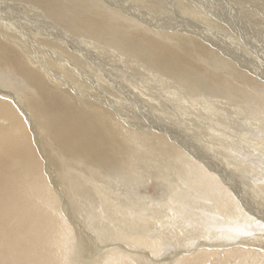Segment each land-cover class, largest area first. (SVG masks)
I'll return each mask as SVG.
<instances>
[{"label":"bare ground","instance_id":"obj_1","mask_svg":"<svg viewBox=\"0 0 264 264\" xmlns=\"http://www.w3.org/2000/svg\"><path fill=\"white\" fill-rule=\"evenodd\" d=\"M123 1L0 0V264H264V230L247 234L264 224V0ZM170 103L212 155L146 121ZM148 175L157 206L113 207L117 178Z\"/></svg>","mask_w":264,"mask_h":264},{"label":"rangeland","instance_id":"obj_2","mask_svg":"<svg viewBox=\"0 0 264 264\" xmlns=\"http://www.w3.org/2000/svg\"><path fill=\"white\" fill-rule=\"evenodd\" d=\"M116 2H115V4L116 5H118V6H121L123 9L127 6L125 3H124V1L123 0H115ZM142 12H143V17L145 16H147L148 14H150L149 12H145V10H143L142 9ZM226 13V12H225ZM249 14H251V13H249ZM4 15V17H6V15L5 14H3ZM152 15H154L155 16V21L157 22L156 24H154L155 26H159V27H170L171 26V24H170V20H169V18L166 16V15H163V16H161V15H158V14H156V13H152ZM228 15V14H227ZM228 16H230V15H228ZM231 17V16H230ZM168 20V21H167ZM9 27H11V24H9ZM14 27H17V26H14ZM21 27H35L33 24H31V25H27V24H23L22 22H21ZM261 30H263L264 29V22H262L261 23ZM160 93H162L163 95H164V92L163 91H159ZM170 95V94H169ZM171 97V96H170ZM158 101V100H157ZM160 109H162L161 111H159ZM181 109V106L179 107L178 105H176V106H174V104L173 103H170V104H168V105H164V106H161L160 108H158V107H151L150 108V111L151 112H146V121L147 120H149V121H151V119L154 121V120H156L155 118H160L161 119V121H162V123H163V125H165L166 127H170V128H172V131L174 130V131H176L178 134H181L180 136L181 137H183L185 140H188L189 141V145L191 144L192 146H195V148L196 149H198V151H199V153H201V152H203V153H207V154H211V149H212V146H209V144H210V142H208V136L206 135V134H203V133H198L197 131H195V129H199L197 126H193L192 127V130L193 131H195V133H192V132H190V130H187V123H188V121L187 120H185V117H183V116H181V114H182V112L181 111H179ZM159 111V112H158ZM164 111V112H163ZM144 114V113H143ZM151 115V116H150ZM157 115V116H156ZM154 116H156V117H154ZM181 116V117H180ZM233 117L234 116H232V117H229V120H232L233 121ZM187 121V122H186ZM145 123V122H144ZM174 125V126H173ZM227 126H229V125H227ZM226 126V127H227ZM231 126V128H234V129H236V126L235 125H230ZM229 126V127H230ZM223 128V127H222ZM224 129V128H223ZM252 129V128H251ZM184 130V131H183ZM245 130V129H244ZM254 130V129H253ZM253 130H247V131H253ZM238 132H242V130L241 129H238ZM187 134H193V135H190L189 137L190 138H188L186 135ZM200 134H202V135H200ZM240 134V133H239ZM228 135V134H227ZM192 136V137H191ZM207 136V137H206ZM242 135H239V137H241ZM203 137V138H202ZM253 137H255V135L253 136ZM245 139V138H244ZM255 139V138H254ZM207 140V141H206ZM208 142V143H207ZM264 142V140H262V143ZM203 143V144H202ZM204 144H205V147H204ZM264 144V143H263ZM155 145V142H153V146ZM199 147H198V146ZM156 147V146H155ZM154 147V149H156ZM151 149H153V147L151 148ZM153 149V150H154ZM264 149V148H263ZM146 150V149H145ZM145 150H143V151H145ZM152 150V151H153ZM146 151H148V150H146ZM150 152V151H148V154H146V153H143V152H141V155L140 154H138V160H137V162H139V163H137L138 164V166L137 167H139V169L140 170H148V171H150V172H152V173H154V174H159V172H161V170H159L158 169V167H156V165H158V164H156V163H154L155 162V160H154V158H155V154H153V152ZM155 151V150H154ZM158 151V150H157ZM156 151V152H157ZM138 153H140V152H138ZM263 155H264V150H263ZM142 155H144V156H142ZM212 155V154H211ZM148 156V157H147ZM220 158V157H219ZM141 159V160H140ZM144 160V161H143ZM220 161H222L221 159H220ZM141 162V163H140ZM149 163H151V164H149ZM152 163H154V164H152ZM165 163V162H164ZM253 163V162H252ZM139 164H143L142 166L141 165H139ZM146 164V165H145ZM175 164V165H174ZM169 165L170 166H172L173 168L172 169H170L169 170V173L168 172H165V170H164V174L162 173L160 176L159 175H157V176H159V177H161L162 175V180H164V181H166L165 182V184H167V185H165L164 184V182H163V184L162 183H160V181H159V183L161 184V185H163V187L164 188H166V189H169L168 191H171V193H177V190L175 189V188H178V181H177V178H176V176L175 177H173L174 176V174H173V172H175V171H177L178 170V172H180V170L181 171H183V175H184V168L181 166V164L179 165V163L178 162H175V160H171L170 161V163H169ZM258 165H260V164H258ZM147 166V167H146ZM224 166H225V164H224ZM146 169H145V168ZM154 169H153V168ZM152 168V170H150ZM161 168V167H160ZM219 169H221V168H219ZM159 171V172H158ZM172 171V172H171ZM172 173V174H171ZM167 174L169 175V176H167ZM170 174L172 175V176H170ZM181 174V175H182ZM165 175H166V178L168 179H165L164 177H165ZM182 175V176H183ZM235 175V179H239L240 178V176L239 175H237V174H234ZM185 176H186V173H185ZM152 176L151 175H148V177H147V180L144 182V183H142L141 185H136L135 183H133V182H131V181H129V180H125V179H121V178H117V180H116V183H115V186H114V188H113V191L111 192V193H113V195H111V198L113 199V200H115L114 201V204H113V207L115 206V209L117 208V209H121L122 207L121 206H124V202L125 201H129L130 199H132V198H137V197H142V196H145L146 198H142L141 200L143 201V200H145V199H147V198H149V203H146V205H148V209L151 207V206H155V205H153L154 203L156 204V206H157V204H158V201H156V198L157 197H155L154 198V196H158V195H156V193L158 192V188H156L157 187V183L151 178ZM239 177V178H238ZM164 178V179H163ZM150 179H152V180H150ZM170 179V180H169ZM176 179V180H175ZM238 181V180H237ZM169 182V183H168ZM176 182V183H175ZM241 182V185L244 187V189H247L248 190V192L250 191L248 188H247V184H249V182L247 183V181L246 182H244V181H240ZM245 183H247V184H245ZM170 186V187H169ZM177 186V187H176ZM168 187V188H167ZM175 187V188H174ZM233 188V187H232ZM116 189V190H115ZM171 189V190H170ZM119 193V194H118ZM177 195V194H176ZM151 198V199H150ZM249 198V200H247V204L248 205H253V203H254V200L256 201V199H254V198H250V197H248ZM119 199V200H118ZM177 199V198H176ZM251 199V200H250ZM110 200V199H109ZM155 200V201H154ZM117 201V202H116ZM113 202V201H112ZM159 204H161V202L159 201ZM121 207V208H120ZM169 209H168V214H169V216H170V214L172 215V214H174V212H173V210H172V208H170V207H168ZM178 210V209H177ZM181 211V212H180ZM171 212V213H170ZM178 212V211H177ZM185 212H186V208H179V216L182 218V217H184L185 218ZM182 213V214H181ZM173 216H175V215H172V217L170 216V218H174ZM187 217V216H186ZM257 223V224H256ZM259 223V224H258ZM253 225V226H252ZM263 226V227H262ZM255 227H258V228H255ZM261 228V229H260ZM246 229V228H245ZM248 229V230H247ZM247 234L248 235H253V234H255V233H257V231H255V230H258V232H260L261 230H264V224L263 223H261L260 221L258 222H253L252 224H251V226H249V227H247ZM260 230V231H259ZM249 231V232H248ZM241 232V231H240ZM254 232V233H253ZM242 235H243V233H242Z\"/></svg>","mask_w":264,"mask_h":264}]
</instances>
